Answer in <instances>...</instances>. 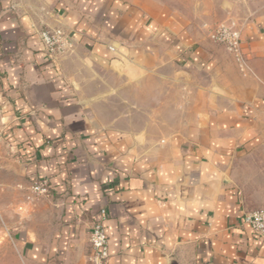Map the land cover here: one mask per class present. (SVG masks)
Listing matches in <instances>:
<instances>
[{
  "label": "crops",
  "instance_id": "0c3cea01",
  "mask_svg": "<svg viewBox=\"0 0 264 264\" xmlns=\"http://www.w3.org/2000/svg\"><path fill=\"white\" fill-rule=\"evenodd\" d=\"M175 1L0 0V264H264V0Z\"/></svg>",
  "mask_w": 264,
  "mask_h": 264
},
{
  "label": "built area",
  "instance_id": "2783aa9c",
  "mask_svg": "<svg viewBox=\"0 0 264 264\" xmlns=\"http://www.w3.org/2000/svg\"><path fill=\"white\" fill-rule=\"evenodd\" d=\"M213 40L224 45L230 52L238 56L239 52V31L234 25L221 24L211 32ZM39 38L45 52L50 57H55L64 51V34L59 29H45L39 32ZM35 195L47 194L45 181L36 182L32 187ZM106 218L105 209L99 212V219L95 221L90 229L89 244L94 256L103 263L108 258V236L103 226ZM243 223L248 225L252 232L261 239H264V210H253L243 215Z\"/></svg>",
  "mask_w": 264,
  "mask_h": 264
},
{
  "label": "rangeland",
  "instance_id": "374dc122",
  "mask_svg": "<svg viewBox=\"0 0 264 264\" xmlns=\"http://www.w3.org/2000/svg\"><path fill=\"white\" fill-rule=\"evenodd\" d=\"M174 6L176 9H186L189 11L190 9L194 10L196 6L198 7V2H193L190 0H176Z\"/></svg>",
  "mask_w": 264,
  "mask_h": 264
}]
</instances>
